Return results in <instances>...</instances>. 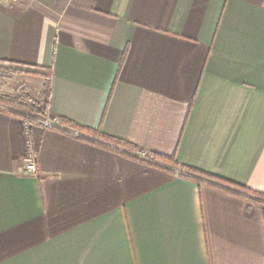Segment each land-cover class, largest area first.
<instances>
[{"label":"crops","instance_id":"crops-1","mask_svg":"<svg viewBox=\"0 0 264 264\" xmlns=\"http://www.w3.org/2000/svg\"><path fill=\"white\" fill-rule=\"evenodd\" d=\"M0 66L57 121L0 112V264H264V0H0Z\"/></svg>","mask_w":264,"mask_h":264},{"label":"trees","instance_id":"trees-1","mask_svg":"<svg viewBox=\"0 0 264 264\" xmlns=\"http://www.w3.org/2000/svg\"><path fill=\"white\" fill-rule=\"evenodd\" d=\"M18 73L20 74H26V75H36L34 73H30V72H22V71H18ZM42 78H46L45 76L41 75ZM48 81L46 80L43 84V88L40 92V98H41V102L38 104H35L33 102H31V98L29 97V95H27L24 91L22 92V94L19 97H7V96H0V105L2 108L4 109H0V112H6L9 114H12L18 118H20L23 122L29 123V124H34L35 122H33L34 120H32L30 117H28V115H35L37 117L42 118L43 120L47 117L48 114V104H49V95H50V87L49 84L47 83ZM15 110V111H13ZM60 125L65 126V127H69L71 129H73L74 131H77L78 133H83L86 135H89L91 137H94L100 141L106 142L108 144H112L114 146H117L118 148H122V149H129V150H134L136 151V148L124 143V142H120L112 137H109L107 135H104L103 133L99 132V131H95L94 130H90V129H86V128H82L79 127L77 125H73L72 123L68 122V121H64V120H59ZM56 128H52L51 130H55ZM153 157V162H144L145 164L166 171V172H172L169 168H173V169H180L181 171L191 174L193 176H195V180H197V182H201V181H205V182H218L220 184L223 185H227L233 188L240 189V190H244L241 189V187H236V185H233L231 183H228L226 181H223L221 179L212 177L206 173H202L200 171L188 168V167H184L179 165L174 157H165V156H158V155H152ZM245 192L249 193L250 195H252L253 197H256L258 199H260L261 203L264 204V195L262 194H258V193H252L249 192L247 190H244Z\"/></svg>","mask_w":264,"mask_h":264},{"label":"rangeland","instance_id":"rangeland-1","mask_svg":"<svg viewBox=\"0 0 264 264\" xmlns=\"http://www.w3.org/2000/svg\"><path fill=\"white\" fill-rule=\"evenodd\" d=\"M18 71L19 70L18 69L15 70V68L11 69V68L0 66V96L19 97L24 91L31 98V102L35 104L40 103L41 102L40 94H39V98L30 96L26 88H24L23 85H20L19 84L20 82L13 77L14 75H16V73L20 74L18 73ZM28 117L42 119L32 114L28 115Z\"/></svg>","mask_w":264,"mask_h":264},{"label":"built area","instance_id":"built-area-1","mask_svg":"<svg viewBox=\"0 0 264 264\" xmlns=\"http://www.w3.org/2000/svg\"><path fill=\"white\" fill-rule=\"evenodd\" d=\"M56 124H57L56 119L50 121L44 120L39 126L42 127L43 129L51 130L52 128H55ZM28 134H30V124L24 122V135L29 138ZM27 148H28L27 155L25 159H23L25 163L24 171L25 173H34V171H36V163L34 160L36 158L35 157L36 153L35 150L31 147L29 142ZM139 156L141 157V159L145 161L153 162V157L149 153L146 154L145 152H141Z\"/></svg>","mask_w":264,"mask_h":264}]
</instances>
